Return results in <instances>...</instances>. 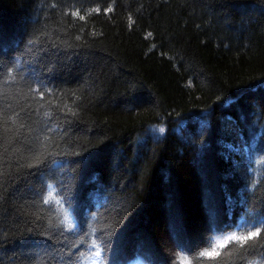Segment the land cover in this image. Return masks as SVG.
<instances>
[{
    "label": "trees",
    "instance_id": "1",
    "mask_svg": "<svg viewBox=\"0 0 264 264\" xmlns=\"http://www.w3.org/2000/svg\"><path fill=\"white\" fill-rule=\"evenodd\" d=\"M0 264H264V0H0Z\"/></svg>",
    "mask_w": 264,
    "mask_h": 264
}]
</instances>
